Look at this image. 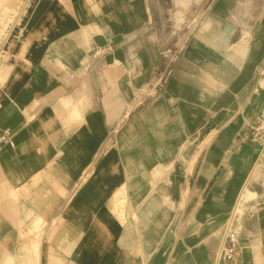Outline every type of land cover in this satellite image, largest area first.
Masks as SVG:
<instances>
[{
	"label": "crops",
	"instance_id": "1",
	"mask_svg": "<svg viewBox=\"0 0 264 264\" xmlns=\"http://www.w3.org/2000/svg\"><path fill=\"white\" fill-rule=\"evenodd\" d=\"M24 1L2 46L0 264H264V144L242 140L264 116V0Z\"/></svg>",
	"mask_w": 264,
	"mask_h": 264
},
{
	"label": "built area",
	"instance_id": "2",
	"mask_svg": "<svg viewBox=\"0 0 264 264\" xmlns=\"http://www.w3.org/2000/svg\"><path fill=\"white\" fill-rule=\"evenodd\" d=\"M110 50L109 45L98 46L94 52L93 56L105 54ZM4 50L3 47L0 50V72L1 65L3 62ZM172 69L167 67L162 73H159V81L156 83V87L161 89L163 87L164 82L167 79V76L171 73ZM3 82L0 74V85ZM253 140L255 142H261L264 144V116L261 115L257 118V122L254 125H251L250 128L242 135V140ZM9 143L11 145H15L13 133L9 130H4L0 132V148ZM242 225L240 224L238 218L233 216L226 224L225 227V236L224 242L222 245L221 255L224 260L229 262H236L237 260V252L240 247L241 237H242Z\"/></svg>",
	"mask_w": 264,
	"mask_h": 264
},
{
	"label": "rangeland",
	"instance_id": "3",
	"mask_svg": "<svg viewBox=\"0 0 264 264\" xmlns=\"http://www.w3.org/2000/svg\"><path fill=\"white\" fill-rule=\"evenodd\" d=\"M24 0H0V50L2 49L4 41L10 36L11 27L20 19V15L24 10ZM184 3H180L179 6H184ZM179 7V8H181ZM183 18V16H181ZM176 26L178 27V19L176 20ZM1 78L4 79V68H1ZM243 199H247L248 193H243ZM247 203H243V200L239 202L238 209L240 212H244Z\"/></svg>",
	"mask_w": 264,
	"mask_h": 264
}]
</instances>
